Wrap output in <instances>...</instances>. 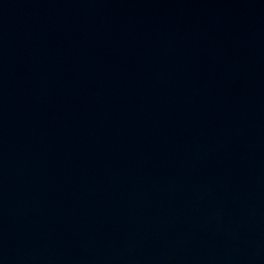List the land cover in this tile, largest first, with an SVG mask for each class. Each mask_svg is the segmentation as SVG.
Returning a JSON list of instances; mask_svg holds the SVG:
<instances>
[{
  "label": "water",
  "instance_id": "1",
  "mask_svg": "<svg viewBox=\"0 0 264 264\" xmlns=\"http://www.w3.org/2000/svg\"><path fill=\"white\" fill-rule=\"evenodd\" d=\"M0 264H264V0H0Z\"/></svg>",
  "mask_w": 264,
  "mask_h": 264
}]
</instances>
